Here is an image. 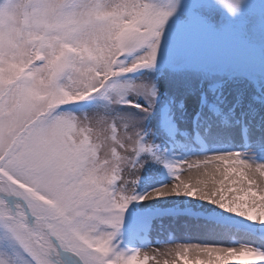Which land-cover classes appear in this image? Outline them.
I'll return each instance as SVG.
<instances>
[{
	"label": "snow or ice",
	"instance_id": "6c2138e0",
	"mask_svg": "<svg viewBox=\"0 0 264 264\" xmlns=\"http://www.w3.org/2000/svg\"><path fill=\"white\" fill-rule=\"evenodd\" d=\"M220 3L233 12L234 0ZM180 7L181 0H0V264H161L159 256L173 253L163 264L264 262V136L253 140L245 128L246 153L167 160L147 136L158 90L128 74L157 62L180 71L217 61L264 81V51L191 13L187 23L169 24ZM93 97L102 102L94 110L66 107ZM215 112L202 110L197 123H239ZM153 163L172 182L137 193ZM165 196L205 202L180 210L204 240L139 246L141 227L151 231L156 217L142 219L148 210L130 205Z\"/></svg>",
	"mask_w": 264,
	"mask_h": 264
},
{
	"label": "rangeland",
	"instance_id": "374dc122",
	"mask_svg": "<svg viewBox=\"0 0 264 264\" xmlns=\"http://www.w3.org/2000/svg\"><path fill=\"white\" fill-rule=\"evenodd\" d=\"M189 3L190 0H181V7L178 8L177 14L169 21V24L187 23L191 13L202 18L215 31L223 32L231 29L236 32L240 41L255 47L258 51H264V30L261 29V24L264 23V0H245L242 11L235 15L230 14L222 6L220 0H191V7ZM21 22L23 23V20ZM129 77L150 80L158 90L155 109L145 120V128L148 138L155 145V151L163 159H183L185 156L181 148L187 147L190 151H194L195 157L210 155L215 151L233 150L246 153L250 141L243 134L245 128L248 129L253 140L264 136V81L254 83L231 63L211 61L205 64H192L177 71L173 67L162 66L157 62L153 68L138 70L136 74ZM234 94H237L239 98L241 96L246 98L248 105L245 107L250 111L244 115L243 109H238L233 121V123L239 121L234 126L236 137L232 142L233 145L225 148L226 143L222 141L223 137L209 132L213 129L206 130L203 125L205 123L198 124L197 122L203 107L207 110L214 108L215 114L219 115L220 103H223L225 98L229 99V96L233 98ZM209 96H212L213 101L211 104H206ZM140 103L143 101L141 100ZM101 104V101L93 97L66 107L79 115L83 111L99 108ZM171 115L182 119L176 121L174 118L171 122ZM247 115L252 119L246 120ZM166 119L170 123L166 122ZM182 120H185L186 125L181 124ZM186 126L190 128V132L186 130ZM147 165L144 167L148 171L140 173L141 178L136 185L137 193H144L152 188H158L161 184L172 182L171 176L162 165L153 163V168ZM257 177L259 178V174ZM231 195V193H226L229 199ZM156 201L158 203L167 201V204L164 208L160 207L162 204L150 205V208L147 203L141 201L139 205H130V210L133 207L147 209L148 211L142 212L141 217L142 219L156 217L152 221L153 224L156 220L172 218L171 220L180 224L195 227L196 233L201 232L187 216L180 214V210L189 206L195 209L198 205L203 206L205 202L183 196H165ZM208 207L213 206L208 205ZM152 230L154 231L151 232L144 228L140 232L137 236L139 246L147 247L149 244H156L160 247L168 239L171 244L175 243V240L171 241L176 236L173 232L164 231L160 227ZM242 232L251 235L248 229H242ZM199 236L201 238L188 236L185 241L195 243L205 239L202 232ZM166 237L168 239H164ZM232 238L240 239L241 234L233 233ZM240 259L250 261V264H264L255 258L241 257ZM149 264H154V262L149 261Z\"/></svg>",
	"mask_w": 264,
	"mask_h": 264
},
{
	"label": "bare ground",
	"instance_id": "6f19581e",
	"mask_svg": "<svg viewBox=\"0 0 264 264\" xmlns=\"http://www.w3.org/2000/svg\"><path fill=\"white\" fill-rule=\"evenodd\" d=\"M230 97V98H229ZM227 98H225V100L223 101V103H220V110L221 112L219 113V116L221 119H226L229 123V125H232L233 124V121H234V116L235 114L238 113V109H243V114L246 115L247 112H249V108H246L245 106L248 105V103L245 101V97L241 96L240 98L238 97L237 94H234V97L232 98L231 96H229ZM213 101V98L212 96H209V98H207V102L206 104L210 103ZM203 111H207L206 108L203 107ZM175 118L176 121H179L181 120L182 118L181 117H178V116H175V115H171L170 116V119H171V122L172 120ZM251 116L247 115V119L246 120H251ZM245 120V121H246ZM166 122L170 123V121L168 119H166ZM182 125H186L185 123V120H182L181 121ZM200 124H203L204 122H199ZM205 125V124H203ZM186 130L188 132H190V128L189 127H185ZM209 132H213L214 135H219L221 137H223L224 139L222 141H224V143H226L225 145V148H227L228 146L230 145H233L232 142H234L235 140V137L236 135L234 134L235 133V129L234 127H229V126H221L220 128H217L216 125H214V128H213V131H209ZM181 152H184L182 153L183 156H185L184 158L186 157H195V153L194 151H190V148H184L182 149L181 148ZM153 164H151V167L150 168H153ZM147 167H149V165H147ZM150 191V190H149ZM140 193V192H139ZM157 199L155 200H148V201H142L143 203H147L150 207V205H158V204H162V206L160 207H163L167 204V201H162L160 203H158L156 201ZM151 208V207H150ZM172 218H166V219H162L161 221H155L154 224H153V228H158L160 227L162 230H167V231H171L173 232L176 236L174 239H172L171 241L175 240L174 242H184L185 241V238H187L188 236H192V237H196V238H201L199 235L201 234V232H198L196 233V230H195V227H192V226H188V225H183V224H180L179 222L177 221H174V220H171ZM180 228V230L178 229ZM144 229V227H141L140 229V232H142V230ZM197 230H199L198 228H196ZM154 230H151V232H153ZM181 231V232H180ZM184 231V232H183ZM174 237V236H173ZM164 239H168L167 237L164 238ZM167 242H165L162 246H160L162 249L163 248H166L167 245L166 244H171L169 242V239L166 240ZM161 261V264H163V261L164 260H172L174 259V253L172 256H166V255H161L158 257ZM153 262V261H152Z\"/></svg>",
	"mask_w": 264,
	"mask_h": 264
},
{
	"label": "clouds",
	"instance_id": "9594fccd",
	"mask_svg": "<svg viewBox=\"0 0 264 264\" xmlns=\"http://www.w3.org/2000/svg\"><path fill=\"white\" fill-rule=\"evenodd\" d=\"M234 4H235V8H234L233 12L230 13L233 15L242 11L244 4H245V0H234Z\"/></svg>",
	"mask_w": 264,
	"mask_h": 264
}]
</instances>
